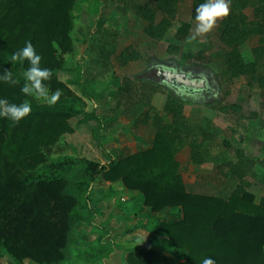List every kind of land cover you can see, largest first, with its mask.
Returning <instances> with one entry per match:
<instances>
[{
	"label": "trees",
	"instance_id": "16d2710c",
	"mask_svg": "<svg viewBox=\"0 0 264 264\" xmlns=\"http://www.w3.org/2000/svg\"><path fill=\"white\" fill-rule=\"evenodd\" d=\"M82 1L0 0V74L11 70L19 81L16 85L0 82V99L31 105L30 114L18 124L0 118V259L7 257L13 264L61 263L70 225L94 221L89 194L91 184L101 179L138 193L149 213L170 210L174 214L171 221L162 217L148 220L147 246L128 252L124 264H203L206 258H211L214 264H264V199L255 204L254 196L248 193L251 184L247 177L252 173L253 163L239 154V162L230 168L236 184L228 197L188 191L176 155L188 145L192 163L201 166L205 156L201 145L207 136L201 126L184 123L182 105L163 89L126 78L119 80L113 95L115 109L134 124L146 126L152 120L154 130L151 146L129 155L103 148L100 140L104 121L95 115V109L83 113L57 102L51 106L37 105L30 96L21 93L25 81L19 71L24 72L28 62L21 65L9 60L26 41H31L41 55L40 66L52 72L45 82L49 94L65 89L54 72L62 73L66 57L76 51L72 32L75 12ZM176 2L158 0L154 8H134L149 23L146 34L150 38L164 37L176 18ZM203 2L194 0L193 16ZM242 2L241 9L247 0ZM160 13L161 21L156 24ZM255 18L252 24L242 17L234 18L221 36L232 50L226 58L232 78L255 75L259 62L264 60V0H259ZM187 32V26H182L176 37L182 39ZM246 35L258 36L259 46L245 47ZM118 40L117 31L106 29L96 40L85 42L86 51L93 57L90 63L100 68L95 70L94 79L141 59L133 47L118 54ZM192 59L203 60L201 55L186 57L188 61ZM77 69L80 70L79 66ZM212 108L220 112V107ZM158 112L170 114L172 125L163 124L156 116ZM81 126L88 132L95 130L98 150L105 161L71 156L52 159L51 149L59 139ZM67 186L81 189V201L65 192ZM83 205L89 210L87 218L78 212ZM146 224L141 227L146 228Z\"/></svg>",
	"mask_w": 264,
	"mask_h": 264
},
{
	"label": "crops",
	"instance_id": "0c3cea01",
	"mask_svg": "<svg viewBox=\"0 0 264 264\" xmlns=\"http://www.w3.org/2000/svg\"><path fill=\"white\" fill-rule=\"evenodd\" d=\"M157 1L83 0L80 2L76 11H81L85 9L84 7L96 9L94 16L87 19V23H95L97 26L92 30V33L88 34V36L85 35L83 38L82 44H84V48L81 52H87L85 42L96 40L103 30L111 29L117 31L119 34L118 54L127 48L133 47L141 55V59L128 64L121 70L114 69L111 73H108L112 77L113 72L117 74L131 66L140 65V67H144L147 56H157L158 58L161 56L168 58L178 56L181 61L187 63L211 64L214 60H212V54L217 52L215 57L220 61V112H217L219 117L216 118L211 115V112L216 111L212 106L208 107L207 103L199 102V98H181L182 100L178 101L170 96L182 105V119L187 126H201V122H205L210 128L220 126V136L217 137V141L220 143L212 145L211 142L213 140H211V136L207 135V140L201 145V151L205 153V156H203L204 163L201 166L192 163L191 150L188 145L178 152L176 161L179 166V173L183 183L190 192V187L196 183L213 185L216 188L215 193H195L206 196L220 195L228 197L232 187L236 184L235 179L230 174V168L239 162V154H243L245 158L253 163L252 173L247 177L251 184L248 193L254 196V203L259 204L264 199V60L259 62L255 75L232 78L226 66V58L232 50L221 40L223 32L234 18L242 17L247 24H252L256 21L255 9L259 4V0H247L243 9H241L242 3H244L242 0H231L228 17L218 20L217 25L210 33L195 36L194 39L192 38L194 36V0H176L177 15L175 20L164 37L160 40H155L146 34L149 23L140 18L134 12V8L136 6L154 8ZM99 10L101 12L104 10L105 12L103 19L95 17L99 14ZM161 18L160 13L156 24L161 21ZM84 23L80 22L81 25ZM177 24L180 25L179 28H176ZM182 26H187L188 32L185 37L178 39L176 36ZM81 28L80 26L78 29L81 30ZM243 44L247 48L255 49L260 44V38L254 35H246L243 39ZM211 48H215L216 51L212 52ZM197 55H201L203 60H186L188 56ZM91 65L95 70L100 69H96L94 64ZM112 82L116 83L119 81ZM157 87L163 89L160 84ZM113 95L114 93L111 97L112 100H114ZM192 99L195 101L193 102ZM193 113H197L196 116H193ZM198 113L200 118H198ZM150 115L151 117L154 116L153 113ZM119 116L126 122L121 125L123 127L122 130L128 129L132 133L144 131L148 135L146 137L141 135L142 147L131 154L149 148L154 139V130L151 126L152 120H150L148 125L144 126L140 123H132L123 115L118 114L117 117ZM156 116L167 126L173 123L171 115L166 112H158ZM193 121L196 122L194 125L188 124V122L193 123ZM149 136L151 137L149 138ZM147 139L149 140L146 141ZM115 149L119 150L118 148ZM204 167H208V169H204ZM184 171L191 177L189 183L185 181ZM161 213L166 214L161 215ZM147 214L148 216L151 214L148 220L155 217H162L167 221L174 219V214L170 210H164L158 214H152L147 211Z\"/></svg>",
	"mask_w": 264,
	"mask_h": 264
},
{
	"label": "rangeland",
	"instance_id": "374dc122",
	"mask_svg": "<svg viewBox=\"0 0 264 264\" xmlns=\"http://www.w3.org/2000/svg\"><path fill=\"white\" fill-rule=\"evenodd\" d=\"M84 8L75 12L72 40L76 51L66 57L65 69L62 73L61 71L54 72L55 76H59L60 81L65 85V89L60 90L61 96L57 103L72 107L83 113H90L95 109V115L104 121V129L100 140L103 148L106 150L118 148L123 155H129L142 147V136H148L144 131L132 133L128 129L122 130L121 125L126 122L120 116L117 117L119 111L115 109V101L111 98L119 84V82H112L114 78L116 81L126 78L138 84L157 86L159 82L153 77L152 71L163 68L187 74L193 78H202L206 81L210 90H215L216 93L210 90L203 92L199 95V102L207 103L208 107H220V61L215 57L217 52L212 54V60H214L211 64L187 63L181 61L178 56L171 58L147 56L144 67L135 65L117 73L118 75L115 73L114 77L106 74L101 79H94L93 77H96L94 75L95 69L90 63L93 57L89 52H81V50L84 48L82 42L85 35L88 36L97 27L95 23H87V19L96 13V9L92 7ZM95 17L103 19L105 17L104 10L100 11ZM80 22L85 23L81 25ZM80 26L82 27L81 30L78 29ZM211 51L216 50L211 48ZM77 66L80 70L77 69ZM19 74L24 79L23 71L20 70ZM162 86L163 90L174 99L179 101L182 100L181 98H186L184 94L182 95L183 92L175 90L169 84H163ZM31 100L37 105H48L32 97ZM192 101L195 100L192 99ZM26 104L30 103L26 102ZM217 112L213 111L210 114L217 118L219 117ZM196 114L193 113V116H196ZM198 118H200L199 113ZM195 123V121L193 123L188 122L190 125ZM201 123V128L206 136H211L213 140L211 144L220 143L217 141V137L220 136V126L210 128L205 122ZM50 155L52 159L71 156L86 158L90 161H105L104 156L98 150L97 133L95 130L88 132L83 126L63 135L51 149ZM79 169L70 174L67 179L70 180L74 177ZM183 176L185 181L189 183L191 177L186 171L183 172ZM91 185L89 207L93 212L91 217L94 221H81L70 225L67 245L63 251L64 260L59 264H124L123 258L128 252L145 247L148 244L150 225L146 224V220L150 218L151 214L148 216L143 206L142 196L126 191L119 183L108 184L98 179ZM80 190L67 186L65 192L81 201ZM190 190L193 193L212 194L216 192L213 185H200L197 183L190 187ZM78 212L82 217L87 218L89 216V210L84 205L78 209ZM165 214L161 213V215ZM142 224H146L147 227L142 228ZM0 264L13 263L5 257L0 259ZM24 264L32 263L25 262Z\"/></svg>",
	"mask_w": 264,
	"mask_h": 264
},
{
	"label": "clouds",
	"instance_id": "9594fccd",
	"mask_svg": "<svg viewBox=\"0 0 264 264\" xmlns=\"http://www.w3.org/2000/svg\"><path fill=\"white\" fill-rule=\"evenodd\" d=\"M230 4L231 0H204L203 3H200L195 9L194 36L192 38L210 33L217 25L218 20L227 18L230 12ZM179 27L180 25L177 24L176 28ZM41 59V55L36 52L31 41H26L25 46L15 51L9 61L12 63L19 62L21 65L25 61L28 62L29 66L23 72L25 82L20 89L21 93L51 106L59 100L61 91L57 89L49 94V87L45 82L50 80L52 72L50 69L40 66ZM0 82L16 85L19 81L14 79L11 70H4L0 74ZM30 112V104L18 105L10 103L7 99H0V118L11 121L13 125L18 124ZM203 264H214V261L211 258H206Z\"/></svg>",
	"mask_w": 264,
	"mask_h": 264
},
{
	"label": "flooded vegetation",
	"instance_id": "af4514ba",
	"mask_svg": "<svg viewBox=\"0 0 264 264\" xmlns=\"http://www.w3.org/2000/svg\"><path fill=\"white\" fill-rule=\"evenodd\" d=\"M169 72L174 73V74H180V75L183 74V73H180V72H174V71H171V70H166L165 68L153 70L152 74H153V77L155 78V80L157 82H159L160 85L169 84V86H171L175 90L183 92L182 95L184 94V96L186 98H199L200 94L210 90L209 86H207L206 88H203V87H200V86L199 87H195V88H188L184 84H181V83L178 84L176 82V80L169 79V77H168V73ZM183 75L186 76V77H189L191 79L203 80L202 78L201 79L193 78V77H191L190 75H187V74H183ZM210 91L213 92V93H216L215 90H210ZM182 95L180 94V96H182Z\"/></svg>",
	"mask_w": 264,
	"mask_h": 264
},
{
	"label": "water",
	"instance_id": "95a60500",
	"mask_svg": "<svg viewBox=\"0 0 264 264\" xmlns=\"http://www.w3.org/2000/svg\"><path fill=\"white\" fill-rule=\"evenodd\" d=\"M168 77L171 80H176V82L179 84H184L185 86H187L188 88H195V87H203L206 88L207 87V83L205 80H195V79H191L189 77L184 76L183 74H174L169 72L168 73Z\"/></svg>",
	"mask_w": 264,
	"mask_h": 264
}]
</instances>
